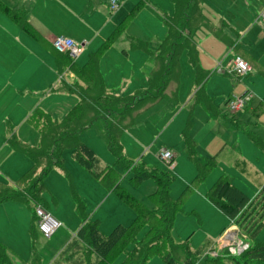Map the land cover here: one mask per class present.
<instances>
[{"label": "rangeland", "instance_id": "374dc122", "mask_svg": "<svg viewBox=\"0 0 264 264\" xmlns=\"http://www.w3.org/2000/svg\"><path fill=\"white\" fill-rule=\"evenodd\" d=\"M150 3L161 8L159 13H155ZM262 7L261 0H205L204 12L207 19L216 27H223V22H226L236 27L242 34L254 22V17L259 16ZM173 9L172 0H148L136 16L128 18L105 60L106 72L113 84L125 83L117 90L118 94H135L136 87L147 89L148 83L144 74L137 73L134 79H129L130 65L133 62L132 66L137 72L138 65L141 66L150 53L156 51L157 43L159 44V41L150 40L151 37L166 38L168 30L167 25L163 24L164 14L172 16ZM170 24L173 28L177 25L175 20H171ZM197 40L198 64L207 75L203 91L196 94L199 88L197 70L185 52L181 56V76L176 101L171 98V90L168 88L167 97L142 113L145 115L138 114L139 110L134 111L133 115L140 117L139 124L125 132L123 143L125 155L137 168L149 169L146 167L148 166L174 178L171 196L180 202V211L174 221L172 236L176 245L188 246L190 251L198 252L197 255H190L184 249L174 251L172 256L174 263L230 264L228 259L232 257L229 256L234 255L220 249L221 240L226 233L239 228L232 227L227 232L226 228L231 224L230 219L208 199L207 192L219 177L227 176L233 184L247 193L251 201H255L253 214L264 213L260 187L264 184V151L249 137L256 135L264 143V112L258 117L249 110L231 113L227 108L228 98L244 92H248L254 98L250 107H256L264 96V76L257 70L248 77L231 75L232 78L218 74L217 71L221 68L231 71L228 64L234 53L230 52L224 40L206 27L198 32ZM134 43L143 44L146 49L135 48ZM82 56L83 53L76 59V63L80 64ZM15 58L20 61L26 60L24 53L19 51ZM261 65L264 68V56ZM18 67L20 62L15 61L13 68ZM53 72L56 78L58 69ZM66 82L70 83L69 77L66 78ZM72 98L73 96L62 93L46 95L43 99H33L29 95L21 99L15 95L0 98V180L7 181L14 187L26 180L23 185L27 186L30 177L37 179L43 174V169L36 168L29 156L6 144L4 140L8 134L7 127L9 126L10 132L12 130L17 132L21 143L37 149L38 129L43 121L35 118L34 113L40 110L61 120L67 113V108L73 104ZM120 102L119 105L111 106L112 103L109 106L113 112L111 117L113 120L118 119L119 112L127 103L134 102V99L129 97ZM102 114L105 115V112L99 111L98 115ZM129 121V118L125 119V123ZM185 133L195 141L193 157L187 151ZM81 139L95 151L103 165L116 169L121 184L127 190L149 209H155V203L150 198L157 191L154 178L134 182L133 173L130 172L132 168L126 170L117 163L95 129L87 130L81 135ZM164 150L175 156L173 166L160 157L161 151ZM63 158V167H54L46 177L47 189L42 193V197L48 203L47 211L62 224L61 229L50 239L44 238L41 234L34 235L37 224L33 217L34 211L37 206L44 207V200L38 196L39 186L36 181L28 187L31 188L30 195L26 193V196L29 198H32V195L33 198L38 196V203L0 204V241L8 247L13 264H72L75 257L78 261L83 260L82 263L90 261V257L92 260L95 259L93 255L90 256L86 247H83L84 252L80 247L76 249L73 258L66 259L61 254L66 248V241L70 238L73 240L82 225V216L77 210V199L84 203L86 216L100 221L99 228L106 235L118 225L129 226L135 219V210L81 166L73 157L71 150H65ZM209 158L215 159V168L204 181L194 183L198 173L197 163ZM236 162H239L245 171L236 167ZM28 188L20 192H25ZM257 218L255 215L251 223ZM146 232L145 228L137 237L135 245H129L125 253L113 264H124L128 254L133 255V263H139L138 256L135 255L142 246L139 241ZM242 235L246 238L243 233ZM255 242H264V225L257 233ZM168 249V244L162 243L161 252L151 256L144 264H167L163 255ZM64 254H68V250ZM217 258L226 259L217 262L213 260ZM241 261L245 264H264V259L253 261L241 258Z\"/></svg>", "mask_w": 264, "mask_h": 264}, {"label": "trees", "instance_id": "16d2710c", "mask_svg": "<svg viewBox=\"0 0 264 264\" xmlns=\"http://www.w3.org/2000/svg\"><path fill=\"white\" fill-rule=\"evenodd\" d=\"M203 1L173 0L175 14L167 17L168 37L157 49V65L150 79L149 89L146 92L127 97L110 95L105 92L100 81V74L98 72L99 61L114 40L120 35L125 26L124 24L121 28L116 29L107 41L92 54L90 61L86 65L78 67L67 54H64L71 62V68L74 69L80 78L85 80L88 87L81 95V103L76 105L63 120H53L50 116L39 112L34 115L35 118L43 121L40 127L41 142L39 148L34 149L20 144L15 136L9 140L15 149L24 152L31 158L36 168H42L43 174L37 179L30 177L27 186L23 185L26 183V180L15 185L16 188L8 182H0V203L7 201H19L27 205H29V202L38 203V196L43 199L42 193L47 189L45 184L47 175L54 167H63V153L65 150H71L73 157L81 166L88 170L95 179L108 187L109 190H112L125 204L135 210V219L129 226L118 225L110 234L106 235L99 228L98 220L86 221L84 203L77 199V210L83 216L85 222L78 232L80 246L79 244H75L83 250L82 252L85 251L84 248L86 247L90 256L93 255L95 257L94 260L90 257V261L82 263L83 260H81L77 264H113L125 253L129 245H135V242L138 241L137 237L145 228L147 232L139 241L142 243V246H140L135 255L139 259V263L137 264H144L151 256L161 252L162 243H166L169 246V249L163 255L167 264H175L172 260L174 251L184 249L190 255L198 254V252L190 251L188 246L176 245L172 236L174 221L180 211V202L174 200L171 196V185L174 178L167 173H160L155 169L137 168L134 162L123 155L122 136L127 129L135 125L139 118L138 115L134 116L133 112L139 110L138 114H142L153 106H156L167 97V89L173 82L176 83L177 89L172 94V98L174 101L177 99L181 76V56L184 52H187L190 63L197 70L199 91L203 89L207 75L202 72L198 64V48L195 37L200 27L205 25L211 28L202 10ZM145 3L146 0H140L131 10L130 16H136L145 6ZM0 11L8 15L15 23L21 25L23 31L32 38L36 40L41 39L40 34L23 17L21 11L10 8L2 0H0ZM171 20L176 21V27L173 28L171 26ZM129 97H132L134 102L127 103V106L119 112L118 119L113 120L111 118L113 112H111L109 106L112 103L111 106L119 105L120 101L126 100ZM99 111H104L105 115L99 116ZM128 118L130 121L125 123V119ZM99 122L103 125L107 146L115 156L117 163L126 170L132 168L130 171L133 173L132 180L139 182L146 178H154L157 191L150 196L155 203L154 210L149 209L121 184L120 176L114 167L108 166L102 168L99 165L95 152L80 140L79 134L81 131ZM185 135L187 151L193 157L195 155V141L189 137L188 133H185ZM142 164L146 166L145 163ZM213 167L212 163L199 165L195 182L199 183L203 181ZM33 181H36L39 186V193L35 198H33V195L32 198H29L26 196V193L30 195L31 188L28 187ZM23 186H25L24 189H28L25 192H20L24 190L21 189ZM262 195L264 200V187ZM208 197L227 214L246 238L250 240L249 249L242 255L229 256L232 257V259H228L230 264H245L242 263L241 258L253 261L263 260L264 242H255V237L264 225V213L260 212L261 215H259V212L253 214L252 209L254 208V204L250 203V198L247 194L237 189L225 179H220L210 189ZM262 208L264 209V207ZM255 215L258 218L254 223H251ZM132 256V254H128L124 264H135L133 263ZM224 259L226 258L213 260L217 262ZM0 264H10L7 249L2 243H0Z\"/></svg>", "mask_w": 264, "mask_h": 264}, {"label": "crops", "instance_id": "0c3cea01", "mask_svg": "<svg viewBox=\"0 0 264 264\" xmlns=\"http://www.w3.org/2000/svg\"><path fill=\"white\" fill-rule=\"evenodd\" d=\"M2 1L5 4H7L10 8H12L14 10L21 11V13L23 14V17L26 18V20L40 34L41 39L36 40V39L32 38L29 34H27L25 31H23V29L21 28V25L15 23L8 15H6L0 11V98L12 97L13 95H15L21 99L22 97H24V96L27 97V95H29V97L33 98V99H36V98H42L43 99L46 95H52V94H57V93H62V94L68 95V96H73V98L71 100L73 104H71V106L69 108H67V113L61 119V120H63L67 116V114L76 105L81 103V100H82L81 95H82L83 91L85 89H87L88 86H87V83L85 82V80L80 78L76 74L74 69L71 68V66H70L71 62L68 60V57L62 53H58L54 49L53 44H52L53 39L56 36L64 35V36L73 38L77 41H85L86 42V47H85L86 50H84L85 53L83 52V56H82V59L80 61V64L76 63V59H78L79 57L76 58L75 60L72 59L73 62H75V64L78 67H82L90 61L92 54L94 52H96L107 41V39L114 33V31L116 29L121 28L122 25H124L127 22L128 18H130L131 10L136 6V4L140 0H120V7L116 11H111V9L109 7V0H2ZM147 2H148V0H146V3ZM261 2H262L263 7H262L260 12H262L264 10V0H261ZM150 4H151V8H153V10L156 11L155 13H159L161 8L152 4V3H150ZM172 5L174 8L173 10H174V14H175V6L173 3V0H172ZM204 5H205V0L202 3V10H203V13L205 14ZM205 16H206V14H205ZM167 17H171V16H169L168 13H165L164 14V22H163V24H165V25H166ZM206 18H207V16H206ZM207 21L211 25V28L206 27L205 25L200 27L195 34L196 40H197L198 32L203 27H206L214 35H216L219 38H221L222 40H224L226 42V44L228 45L230 52L234 53L231 60L229 61V64H228L231 71L228 72L226 69L221 68L217 71L218 74L226 75V76L228 75V76L232 77L231 76L232 74H230V73H232L233 60H234L236 55H240L244 59H246L252 67L251 72L248 75H246L245 77L250 76L255 70H257L260 74H262L264 76V68L261 65V62H262V59L264 56V22L262 21L261 18H259V16L254 17V22H252V24H250V26H248V28H246L245 32L242 34L240 33V31L236 27L229 25L226 22H223V25H222L223 27L218 28L215 25H213V23H211L208 19H207ZM166 28H167V26H166ZM167 30H168V28H167ZM118 37L114 40L112 45L116 42ZM167 37H168V34H167L166 38ZM166 38H160L159 36L158 37H151L150 40L159 41V44L157 43L156 51L153 53H150L151 55L148 57V59H146L142 63L141 66H140V64L138 65L139 68H138L137 72H136L135 68L132 66V64H134V63L132 62V64L130 65L131 68L129 69V77H130L129 79H131V78L134 79L135 74L141 73V74H144V76L147 78V83H148L147 89H145V90H143V87L134 88V91H136V92H135V94H132V95H120V94H118L117 90H119L121 85L122 86L125 85V83L122 84L120 82L118 84H113V81L108 77V74L106 72L107 62H105V60H106V57L108 56V53L110 50V48H109L101 57V59L99 61V65H98V72L100 74V81H101L102 87L104 88L105 92L107 94L116 95L119 97L134 96V95L146 92L149 89L150 79H151L152 74H153V72L156 68V65H157V62H156L157 49L166 40ZM134 47L141 49V48H145V45L134 43ZM197 48H198V55H199V42H198V40H197ZM18 51L24 53L26 60H24V61L16 60L15 56H16V53ZM231 53H229V54L232 55ZM126 55H128V54L126 53ZM128 57H130V56H128ZM15 61L18 63L20 62V67H18L17 69L13 68ZM57 69L59 72H58V74H56V78H55L54 77L55 73L53 71H56ZM68 73H70V75H68ZM67 77L70 78V83L66 82ZM125 81H127V79H125ZM171 84L169 85L168 88H170V90H171L170 95L172 98V94L176 91L177 85L175 82H173ZM203 88H204V86H203ZM137 89H142V90H137ZM199 89L200 88L197 89L196 94H199L203 91V89L200 91H199ZM229 99L230 98H228L227 101ZM253 99L254 98L252 97L249 104L245 108L244 112L249 110V111H252V114L259 117L264 112V96L262 97V99H260V101L258 102V105L256 107L251 108L250 103L253 101ZM38 107H40V106H38ZM37 112L42 113L40 110H37L34 113V115ZM240 112H243V111H240ZM235 113H239V112H235ZM43 114H45V113H43ZM46 115L50 116L49 114H46ZM142 115H145V114H141V116ZM51 118L53 120L61 121V120H58L57 118H54V117H51ZM138 124H139V122L137 120L135 125H133L132 127H136ZM7 126H8V123H7ZM132 127H130V128H132ZM7 128H8V134H7L6 139L4 140L6 142V144H8L12 148H14L13 145H11L9 140L11 139V137L15 136V138L17 139V141L20 144L32 147L30 145L21 143L18 140L17 132L14 130H12V132H10L9 126ZM91 129H95L98 132V134L101 136L102 140L105 142V144L107 146V142L105 139V133L103 130V125L100 122L93 124L92 127H89L84 131H81L79 134L80 140L86 146H88L81 139V135L83 133H85L87 130H91ZM125 132L123 133V136H124ZM123 136H122L123 155L127 158V156L125 155ZM38 137H39V145H40V142H41L40 128L38 129ZM249 137L255 142L256 145L261 147L264 151V143L260 139V137H258L256 135H251V136L249 135ZM88 147L90 149H92L90 146H88ZM32 148H34V147H32ZM38 148H39V146H38ZM107 148H108V146H107ZM72 155H73V153H72ZM96 158H97V156H96ZM174 158H175V156H174ZM97 160L99 161L98 158H97ZM208 163H212L214 165L213 168H215V166H216L215 159L209 158V159L205 160L204 162H198L197 163V169H198L199 165H206ZM33 165H34V163H33ZM99 165L102 168L108 167V165L107 166L103 165L100 161H99ZM235 166L238 168H241V164L239 162H236ZM109 167H111V166H109ZM146 167L149 168L150 170H152V168H150L148 166H146ZM241 170L245 171V169L243 170V168H241ZM209 173L207 174V176L209 175ZM206 177H205V179H206ZM220 179L228 180V182L231 183L233 186H235L237 189L246 193L243 189H241L240 187L233 184L227 176H221L209 188V190L207 192V197L209 195L210 189ZM0 182H7V181L0 180ZM194 183H196L195 180H194ZM260 187H261V193H262L264 184H262ZM110 191L112 193H114L112 190H110ZM208 199H209V197H208ZM43 200H44L43 201V203H44L43 208L47 210L48 209L47 200L44 198H43ZM8 202H19V201H7V202H3L0 204H5ZM19 203H23V202H19ZM212 203H214V202H212ZM250 203L254 204L255 201L250 200ZM215 205H217V204H215ZM30 209L32 210L31 207H30ZM33 217H34L35 222H37L36 218H35V214L33 215ZM85 219H86V221L87 220H89V221L93 220V219L89 218L88 216H86ZM84 222H85V220L83 219V216H82V225L80 226V228L78 229V231L74 235V239L71 240V238H70V239H68V241H66V244H65L66 248H65V250H63L61 252V254H63L66 259H69L70 257L73 258L76 255L75 251L79 247L76 244L80 243V240L78 237V232L81 229V227L83 226ZM99 223H100V221H99ZM230 223H231L230 226L228 228H226L227 232L232 227L237 228V226L234 224V222L231 219H230ZM61 226H62V224H61ZM224 233H225V230L222 231V236ZM34 235L35 236L40 235L38 228H37V224H36V227L34 229ZM50 238H46V239H50ZM77 240H79V241L77 242ZM0 243H2L6 247L7 255L9 257L8 247L3 242L0 241ZM67 250H68V254L65 255L64 252ZM74 259L75 260H74V262H72V264H77L78 259L76 257ZM9 260H10V264H13L11 262L10 257H9Z\"/></svg>", "mask_w": 264, "mask_h": 264}, {"label": "built area", "instance_id": "2783aa9c", "mask_svg": "<svg viewBox=\"0 0 264 264\" xmlns=\"http://www.w3.org/2000/svg\"><path fill=\"white\" fill-rule=\"evenodd\" d=\"M109 7L111 11L118 10L120 7V0H109ZM259 18L264 22V10L259 15ZM52 44L57 52L67 54L73 60L78 58L84 52L86 47L85 41H77L64 35L56 36L53 39ZM251 70L252 67L246 59L240 55L235 56L231 73L233 76L243 77L248 75ZM251 98L252 95L248 94V92L239 96H233L227 101V108L232 113L244 111ZM160 157L169 165L173 166L174 155L170 151H161ZM34 214L37 221L38 231L45 238H50L61 228V222L43 207L37 206ZM221 242L222 246L220 249H225L234 256L242 255L250 247V240L242 235L240 229L226 233Z\"/></svg>", "mask_w": 264, "mask_h": 264}]
</instances>
